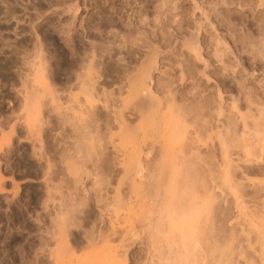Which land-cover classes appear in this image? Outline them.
<instances>
[{
    "label": "rangeland",
    "instance_id": "374dc122",
    "mask_svg": "<svg viewBox=\"0 0 264 264\" xmlns=\"http://www.w3.org/2000/svg\"><path fill=\"white\" fill-rule=\"evenodd\" d=\"M49 1L50 3H47ZM94 3H97L104 9L106 14L113 9L115 10L121 7L122 17L120 20L129 22L132 28L139 31L141 36L145 38L144 40L147 46L136 47L135 55H133V63L128 64L129 72L126 76H120L118 81L112 83L108 78L100 75V77L97 76L99 78L92 79L93 81L95 80L93 86L91 84L89 85L90 91L99 92L100 96H103L102 93H105L106 96L109 94L108 98L106 97L108 100L106 103L107 106L104 104V107L102 104L103 100L101 101V99L103 97L100 98L99 101H94L93 103L101 108V105H103L102 109L107 116V119H105L108 124L106 125L105 123L106 126L103 124V127L101 126L102 128L99 129L104 136L102 141L106 142V152L108 151L107 153L112 156L107 154L109 161L110 158H116H113V160L115 159L113 164L110 162L112 169V172L110 171L111 174L107 176L104 175L102 179V189L99 193L104 200V204L100 203V206L93 205L95 202L92 197L96 194V180L98 176L92 171V163L95 160L94 156L87 162V166L85 167L87 174L83 175L82 182L78 184V190L80 192L82 189L87 190L92 200L90 202L93 203L91 205L93 207L96 206L94 207L95 209L93 208L95 212L101 209V211H99L103 219V225L102 223L101 225L103 227L105 226V229L106 227H112V231L116 228L115 230H117V232L111 234L113 232L111 230L109 231L107 228V232L110 233L107 236L106 232L105 235L107 238L106 236L104 237L106 239L102 238L101 241H97V239L95 244L94 241H89L90 239L86 238L88 241L86 239L85 241L82 240L81 244L78 246L72 245L71 242L70 246H72V249H68L67 251V248L70 247V241L65 240L68 242L66 243L64 240H60L59 242L56 238L55 240L51 237V232L54 231L53 233L55 234L56 228L53 227V229L50 226V222L52 221L50 217L56 215L60 206V197L69 192L68 189H64L65 187H63V183H61L58 177L47 182L44 180V176V178L39 176L38 179L33 175L12 174L10 171L6 170V163H4L5 148L8 143L11 144L12 142L8 141L6 143L4 136L9 135L10 125L17 124V130L22 129L20 128V124L25 125L24 119L22 118L25 111L21 109L20 101L27 90L37 89L39 94H41V102L43 104L47 103V105H45L46 107L55 105L57 102L56 97H58V102L62 103L63 111L68 107L66 112L70 114L74 109L76 110L77 106L78 108L81 107V110L87 106L84 100L85 95L80 93L78 88L79 80L76 78V73H79L81 70L77 64L78 57L71 55L69 47L64 44L63 37L56 30H58L60 26H70L73 28L75 34L79 33L81 36L80 31L82 28L80 24L83 20L86 22L92 20L97 21L95 15L97 6H95ZM39 4H42V6ZM74 5L77 7L75 19L72 18L71 10L68 9L70 7H74L75 9L76 7ZM6 10H11L8 18H4V12ZM0 11V44L3 45H0V47H2L4 51V54H0V58L9 61L12 58L16 59V57H19V60L23 61V64L17 71H15V68L9 71L11 75L19 73L15 82L12 80H4L3 82L2 80L1 83L0 81V184L3 183L2 187L0 185V207L5 210L4 212H7V209H5V201L14 197L15 194L13 195V193H16V195L20 192L26 194L30 185H38L40 190L42 189L41 192L45 198L47 190L54 192L51 190L52 186L58 184L62 185L60 189L61 193L56 191L54 193L55 199L52 202L47 201V205H43L42 203L38 204L39 207L37 206L35 209L32 208L31 205L28 207L31 212L29 222L33 223L36 212H39L38 215L40 214L39 216H41L42 222L39 223L40 231L38 229V232H41L43 237L48 240L47 245L44 246L45 254L48 249L53 250L55 248L56 250V248L58 249L62 244H67L61 247L62 249L59 248L62 251V253L59 251L62 254L59 255L61 257H58V259H61V261H59L60 263L58 262L59 264H171L178 259L177 258L175 261L174 256L179 257L180 255L181 257V252L183 251H181V248L184 246H182L181 240L178 238L179 234L177 235L176 233L175 235H177V237L173 238L175 242H177V245L181 244L182 247L180 246L181 248L178 249L181 254L177 253V245H175L173 239L172 241L174 243L171 247L166 243L162 244L165 240L163 242L161 240L162 243H160L162 246L160 244L158 247L159 239L158 242H154L158 236L154 240L151 239L153 236L147 237V235L153 234L151 231L152 229L149 230L145 225L148 229L147 232L138 228L139 226L134 225L137 223V213L140 211L137 205L141 204H137V201L142 202V200L139 201V195L137 197L134 196V189L133 192H131L132 194L130 193V187L131 184H133L132 186L135 187L136 192L144 191L143 189H145L144 187L147 181L145 164L153 163V159L156 158L154 152L157 151L158 144H155L151 153L147 155L144 154L145 151L142 152V150L139 149L143 146L144 150V145H141V143L138 144L141 145V147L138 146L139 148L137 147L136 151L139 149L141 153H136L135 150H132V152L134 151V159H136L135 155L138 156L139 154V158L133 162L136 163L139 161L138 163L141 169H136L135 172L132 170L127 174H124L121 166L122 157L125 155L120 151L115 153L116 150L113 148V146L116 148V145H118L119 134H121L120 131L122 130H120V128H123L122 124L125 125V122H129L130 124H126L134 128V125H137L139 122L138 112L136 114L131 109L122 110V107H118V105L120 103L119 101H122L126 95L128 78L138 73L140 62L154 51L156 63L154 68L150 71V77L147 80V86L150 90L159 97L164 94L161 89L156 90V85L160 78L159 80L170 82V88L172 91L176 92V95L184 93L187 101H189L191 97H195L196 100L206 102V106L202 109V112L204 118L208 120L205 125V132L210 133L211 139L206 142H197L194 138V134L190 135L186 132L184 134L185 136L183 135V140H180L181 142L179 144L184 143L181 145L186 146V142L189 143V147L193 150L196 149L200 151L201 156H204L209 151L208 149L212 147H207L206 143L208 145H213V152L215 155L213 163L215 162L214 164L217 165V169H214V175H216L215 177L217 178L213 179L215 183H211L212 187H214H211V189L214 190L213 193L215 192L216 194L214 195L217 196L214 198L213 203L215 204V201L216 204L218 203L217 206L216 204L214 205L213 209L216 211L217 208H221L218 210H224L223 212L224 214L226 213L228 218L223 212H219L224 215V217L218 218V222L215 223V226L220 225L221 228L219 229L217 226L216 229L221 231V229L224 230V228H227V230L222 231L225 234L219 232L221 238L216 236L219 233L218 230L215 229H213V231H217L218 233H215V237H211L214 235V232L210 233L211 238L209 234H206L204 237H209L206 238L207 242L203 240V237L201 243L205 242L209 245V239H211L209 240L210 242H216L213 244L211 243L210 246L213 247L214 245L211 252L210 250L212 247H210L211 249L209 248L208 253L205 252L208 251V249L201 251V256L207 253V255L204 254L206 257L204 260L206 259L205 262L207 261V264H220L222 259L224 262L227 258L229 259V264H264V187L259 191V196L255 200L251 199V194L247 196L242 195L243 197H239L236 200L229 190L228 184H225V181L223 184H220L222 183L221 179L224 177L222 172L226 169H231L236 178L231 175L229 177L230 179L228 178L230 181L229 183L232 181L236 182L235 179H237V182L238 180H240V182H245L242 184H246L245 190L248 191H251L253 187L263 186L262 183L256 182V179L261 176L256 175L254 172H247L248 170H257L259 168L264 170V147L260 149L258 145L261 135L264 140V0H0ZM113 17L117 18V15L113 14ZM44 28L48 29L50 32L48 33L49 35L51 34L52 40L45 39L41 32V29ZM109 34L115 36L116 43L122 40V33L116 28H110ZM88 39H86L88 43L100 42L99 40ZM20 40L27 42V44L19 47V53L9 52L10 50H15V43ZM52 41L65 49L69 60L73 63L76 62L77 68L70 82L61 83L60 80L56 81L47 76L48 78L43 83H46V86H43L41 83L38 84L32 79L34 68L36 67L33 63L39 61L42 62V65L46 66L54 59L55 44H53ZM3 43H8V45H4ZM36 48H39L37 53H35ZM35 55L39 57L35 58ZM117 57L120 65L124 66L127 64L125 59H121L123 58V54H119ZM43 72L48 75L46 70ZM93 77H95V75ZM157 88H159V85ZM51 96H55V102H50ZM74 98H77V101ZM45 106L43 108L41 107V109L45 110ZM79 110L80 108L78 111ZM81 110L79 112H82ZM118 110H122V112L120 111L121 115L118 114ZM77 113L78 112L75 111V114ZM118 116L122 117L119 118ZM122 119L125 120V122ZM200 120L201 123H204L202 122V118ZM91 123V134L96 137L97 133L94 132L96 129L94 126L95 124L94 122ZM256 125H258L257 128H259L260 134H256L253 130ZM69 128L71 129V126ZM128 128H130V126H128ZM25 129L23 128L21 130V135L19 134L16 136V133L13 132L12 135L7 136L9 137L8 139H13L14 149H18L19 147L21 149H30L31 143L29 142L31 140L25 137L27 136V129ZM188 129L190 130V128ZM131 131H134V129ZM53 132L58 136L56 130ZM138 132L140 133V131ZM190 137H192V139H190ZM227 137H235L236 139L242 138L252 145L254 149H252V155L247 156L249 160H245L242 149L230 146L232 142L230 139H227ZM23 141L27 142L25 143ZM219 141H221L222 144H220L221 142L219 143ZM34 145L37 146L38 144L35 142ZM205 150L208 151L206 152ZM129 152L132 154L131 151ZM254 153L257 154L256 157L253 156ZM78 160H82L80 155L77 156V161ZM222 161L223 163L226 161V163L222 164ZM138 163H136V165ZM200 172L201 175L204 172V175H202L206 176V178H203L204 180L209 179V177L207 178V174L205 175V171L202 170ZM248 178H252L253 180L251 181ZM207 182L210 183V179L207 180ZM213 184H215V186H213ZM209 186L211 185L209 184ZM117 190L119 192V197H121L119 198L120 202L122 200L129 202L128 204L123 202L124 205H122L121 202L122 208L126 205L124 207L125 209L119 208L116 213V210L113 211L115 207V202L113 204V197L118 193ZM137 194L135 193V195ZM129 195L130 198L128 199ZM140 196L142 197V192ZM117 197L115 196L114 198L117 199ZM139 206L141 208V205ZM32 210L34 211L32 212ZM114 212L116 214H114ZM216 213L218 214L217 211L215 214ZM151 214L149 213L150 219L148 218L146 221L151 220L154 222V220H152L154 216L152 217ZM133 215L137 216V218ZM218 215L216 216H222ZM257 215L259 219L261 217L263 224L257 219ZM219 219L224 221L221 220V223ZM132 222L134 223L133 226H135L133 230L137 231V233L134 231L136 233L134 236L129 235L132 233L134 234L133 231L130 233L132 230L130 228L132 225L130 224ZM149 224L152 225L150 221ZM139 225L140 227L144 226L141 222ZM85 228L86 227H84V229ZM228 228H231V231L228 230ZM82 230L83 229L80 231ZM96 230L98 231V228ZM96 230L95 232H97ZM85 231L88 232L89 230L86 228ZM228 231L231 232L232 237L227 234ZM33 232H30L31 235L27 233V237H31V239L26 238V240L30 241L33 236H36V233L32 234ZM172 233L171 234L175 236V232L172 231ZM22 234L27 235L25 230ZM96 234L97 233L93 232L94 236H96ZM221 234H223V237H226V235L231 237V247L228 249V252L231 251V254L228 253V257L226 254L225 256L227 258L222 255L224 253L223 244H225L222 240L225 238H223ZM70 236L71 235L65 239L71 238ZM164 236L160 239H165L168 235ZM84 238L85 237H83V239ZM168 238H170L171 241L172 236H168ZM147 239H150V244L153 243L154 248L149 246L150 244H148L149 241L147 242ZM56 242H58L57 244L62 243L61 245L59 244L60 246L57 245L56 247ZM91 242L93 244H91ZM206 244H203L201 247L203 248L205 246V248H207L208 246H206ZM156 245L157 248L155 247ZM166 246H168L169 249ZM225 251H227V249H225ZM220 252L222 254H220ZM210 253L211 255H209ZM164 258L168 260L166 259L167 261L165 262ZM50 263L52 264L53 261ZM181 264L184 263L181 262Z\"/></svg>",
    "mask_w": 264,
    "mask_h": 264
},
{
    "label": "bare ground",
    "instance_id": "6f19581e",
    "mask_svg": "<svg viewBox=\"0 0 264 264\" xmlns=\"http://www.w3.org/2000/svg\"><path fill=\"white\" fill-rule=\"evenodd\" d=\"M47 3H50V1ZM39 5L42 6V4ZM94 5L97 6L95 11L97 21L92 20L86 22L83 20L80 24L82 28L80 31L81 36L79 35V33L75 34L73 28L70 26H60V28L58 29L57 27L58 30H56L63 37V42L66 46L69 47L71 55H75L78 57L77 64L79 66V69H81L79 73H76V62L73 63L72 61H70L65 49L56 45L53 41L52 43L55 44V50L53 54L54 59L46 66L42 65V62L39 61L33 63V65L36 67L34 68V75L32 79L34 82L38 84L41 83L43 86H46V83H43L48 77L56 81L60 80L61 83H67L72 80L73 74L76 73V78L79 80L78 88L80 93L85 95L84 100L87 106H85V108H82V110L81 107H79L82 112H79L80 110L78 111V106L76 110L73 108L74 110L72 111L71 115L70 113L66 112V109H68V107H66L63 111L62 103L58 102V97H56L57 102L55 103V105H49L48 107H46L45 105H47V103L43 104L41 102V94H39L37 89L27 90L23 94L22 100L20 101L21 109L25 111L24 115L22 114L24 116H22V118L24 119L23 121L25 125L20 124V128L27 129H25L27 131V136L25 137L31 140L29 142L31 143V147L29 146L30 149H21L20 147L18 149H14L15 146L13 144V139H8L9 137L7 136L12 135L13 132L16 133V136L20 134L22 129L19 128L20 130H17V124L10 125L9 135L4 136V140L6 139V143L8 141L12 142L11 144L8 143L9 146L5 144L7 145V147L5 148L6 152L4 162L6 163V170L10 171V173L12 174L33 175L36 178H38L39 176H44V180L47 182L52 181L53 179L58 177L61 183H63V187H65L64 189H68L69 192L61 195L60 197V206L59 210L56 212V215L50 217V219L52 220H50V226L52 228H56V233L54 234V231H52L51 237H53L54 239L56 238L57 241L59 240V242L60 240H64V242L68 243L67 241H65L68 240L70 241L69 246L71 245V242L72 245L78 246L79 244H81V241H85L86 238L90 239L89 241H94V243L97 239V241H101L102 238H104L106 235L108 236V234L110 233H108L107 231H112L113 229L112 227H106L105 229V226H102L103 219L101 212H99L101 211V209H99V211L97 210L98 212H95L94 210V207H96L97 205L100 206V203L104 204V200L99 193L102 189V179L104 175L107 176L108 174H111L112 169L110 162H112L113 164L115 160H113V158H116H110L109 161V157L107 156L108 151L106 152V142L102 141L104 136L99 129L102 128V125H105L106 123L107 116L104 114L102 108L104 104L107 106L106 103L108 101L107 98L109 94H107L106 96L105 93L103 94L101 92L103 96H100L99 92L90 91L89 85L91 84L93 86L95 80L93 81L92 79L99 78L100 75L108 78L112 83L118 81L120 76H126L129 72L128 64L133 63V55H135L136 47L147 46V43L144 40L145 38L141 36V33L139 31H136L134 28H132L129 22L120 20L122 17L121 7L115 10L113 9L108 14H106L104 12V9H102L97 3H94ZM71 8L72 7L68 9L71 10L70 12L72 18L75 19L77 7L75 9L74 7L72 9ZM10 12L11 10H6L4 12V18H8ZM113 14L117 15V18H114ZM112 27L118 29L122 33V40L118 43H116V40L114 38L115 36L113 34H109V29ZM41 32L46 40H52V36H50L51 34L49 35L50 32L48 31V29H41ZM86 39H95L99 40L100 42L88 43ZM3 44L8 45V43ZM26 44L27 42L20 40L15 43L16 51L10 50L9 52L19 53V47ZM190 48L193 49L192 47ZM38 51L39 48H36L35 53H37ZM0 54H4L2 47H0ZM119 54H123V58L121 59H125L127 63L124 66L118 63L119 59L117 56ZM38 55H35V58H38ZM155 63V52L153 51L152 54L148 55L147 58L143 59L140 62L138 73L128 78L126 95L122 99V101H119L120 103L118 105V107H122V110L131 109L132 111H134V113L137 114L138 112L139 114V122L137 123V125H134V128L129 125V122H125V120L122 119L125 122V125L122 124L123 128H120V130H122L120 131L121 134H119V141L117 143L118 145H116V148L113 146V148L116 150L115 153L120 151L125 155H123L125 158L122 157L123 159L121 160V166L124 174L130 173V171L132 170H134L135 172L136 169H141V166L138 163L139 161L136 162L138 163L137 165L135 162H133L137 160V158H139V154L138 156L135 155L136 159H134V151L132 152V150L136 151V148L138 146L141 147V145H144V150L143 146L141 148H138L142 150V152L145 151L144 154L147 155L151 153L152 149L155 147V144H158L157 151L154 152L156 156V158H154L155 160L153 159V163L145 164L148 176L146 174L147 181L144 187L145 189H143L144 191L136 192L135 187L132 186L133 184H131L132 188L130 187V193L133 192L134 189V196L137 197L139 195V201L142 200V202L137 201V204L141 203L137 205V208L140 211H138V215L136 214L138 216L137 223L134 224L136 222L135 219V222L133 221L134 223L132 222L130 224L132 225V227H130L132 229L130 233H132V231H135L133 230V227H135L133 226V224L139 226L138 228H141L145 231L148 230V227L149 230L152 229L151 231L153 232V234L150 231L151 235H147V237L153 236V238L151 239L154 240L158 236L159 238L157 237V241L154 240V242H158L159 239V244L157 243L158 247L164 240L166 242L164 241L162 244L166 243L171 247L175 242L174 238H176L179 234L178 238L181 240L182 246L184 247H182L181 244L177 245V242H175V245L179 246H176L177 253L180 252L178 250L179 248L182 247L181 251L183 250L181 252L182 254L179 253L181 254V257L179 254H177L179 255V257L174 256L175 261L178 258L177 261L180 264L181 262L184 264H207V261L205 262L206 259L204 260V258H206L205 255H207V253L209 252V248L212 247L210 246L211 243L213 244L216 241L210 242L209 240L211 239H209V245H207L204 241V243H201L202 238L206 236V234H209L210 237V233L212 232H214V235L211 234V237H215V233H224L222 231L227 230V228H224V225V227H222L224 228V230L221 229V231H219V229L221 228L220 225V227L217 225L219 229H216L217 226H215V223L218 222V218L224 217L226 213L224 214L223 208V211L218 210L221 208H217L216 211L219 215H222L220 214L222 212L224 214L220 217L217 213L215 214L216 211L215 209H213L214 205L216 204V201L215 204L213 203V201L214 198L217 197L216 195H214L216 193H213L214 190L211 189V183H215L213 179L217 178L215 177L216 175H214V169H217V165L214 164L215 162L213 163L215 157L213 152V145H208L206 143L207 147H212L208 149L209 151L205 150L206 152H208L205 155L203 154L204 156H201L200 151L196 149L193 150L191 147H189V143L186 142V146L181 145L184 143L179 144L181 142L180 140H183V135L186 132L190 135L194 134V138L197 142H206L207 140L211 139L210 133L205 132V125L207 124L208 120L204 118L202 112V109L206 106V102L202 100H196L195 97H191V99L187 101L186 95L184 93L176 95V92L172 91L170 88V82L159 80L160 78L158 79V84L156 85L157 87L159 85V88L156 87V90L161 89L164 94L161 97L157 96L147 86V80L150 77V71L154 68ZM22 64L23 61H20L19 57H16V59L12 58L9 61H5L3 58H0L1 83L2 80L3 82L4 80H12L13 82H15L17 80V75L19 76V73L11 75L9 71L12 68H15V71H17V69H19ZM45 70L48 72V75L43 72ZM94 75L95 77H93ZM100 98H102L101 101L103 100V103L100 101L103 104L101 105L102 108L98 105H94L93 103L94 101H99ZM54 99L55 96H51L50 102H55ZM74 99L77 101V98ZM44 106L45 110L41 109V107L43 108ZM122 110H118L119 113H117L121 115ZM75 111L78 113L75 114ZM118 117L121 118L122 116ZM201 118L203 120L202 122L204 123H201ZM91 122H94L95 124L94 126L96 127V129L94 132L97 133L96 137H94L95 135L92 136L91 134ZM107 124L108 123H106V125ZM70 126L71 129L69 128ZM128 126H130V128H128ZM257 126L258 125H256L253 130L256 132V134H260L259 128H257ZM188 128H190V130ZM69 129L73 133H71ZM132 129H134V131H131ZM54 130L57 131L58 136L54 134ZM138 131H140V133ZM29 136L32 138H30ZM190 139H192V137H190ZM227 139L231 140V147L235 146L239 149H242L245 155V160H249L247 156L252 155V149H254L250 143L246 142L242 138L236 139L235 137H227ZM259 141L260 142L258 145L260 146V149H262L264 147V140L262 135ZM23 142L26 143L27 141ZM35 142L38 144L37 146L34 145ZM220 142L221 141H219V143ZM140 143L141 145H138ZM220 144H222V142ZM139 149L138 151H136V153H141L139 152ZM129 151H131L132 154ZM79 155L82 157V160L77 161V156ZM92 156H94L95 159L92 163V171H94L95 175L97 174L99 176H97L96 180V194L94 195V197H92L95 204L90 202L92 200L86 189H82L81 192L78 190V184L82 182L83 175L87 174V172L85 171L87 162L92 159ZM253 156L256 157L257 154L254 153ZM224 162L226 163V161ZM225 163H223L222 161V164ZM199 170H203L206 172L205 175L207 174V178L209 177L210 183L207 182V180L209 179H205L206 181L203 179L204 177L206 178V176H202L204 175V172L201 175V172ZM253 172L256 175L261 176L260 178L256 179V182L262 183L263 186L255 188L253 187L254 189L252 188L251 191H248L245 190L246 184H242L245 182H240V180H238L237 182V179H235L236 182L232 181L231 183H229V177L231 175L236 178L231 169H226L222 172V175L224 177L223 179H221L222 183L220 184H223L225 181V184H228V188L232 192L236 200L239 197H243L242 195L247 196L250 194L251 199L255 200L259 196V191L264 187V170L259 168L257 170H248L247 173ZM248 179L251 181L253 180L252 178ZM2 184H0L1 187ZM209 184L211 186H209ZM213 186H215V184H213ZM61 188V184L52 186L51 190H53L54 192L47 190L46 194L44 193L46 195L45 198L43 196V193L41 192L42 189L40 190L38 185H30V187L28 188L29 190L26 191V194L20 192L16 195V193H13V195L15 194V196L12 198L9 197L10 199H7L5 201V209H7V212H4L5 210L0 207V264H51V261L57 264L59 261H61L60 258L58 259V257H61L59 255H62V251L60 249H62L61 247H64V245L67 244H62V246L58 247V249L56 248V250L55 248L53 250L48 249L47 253L45 254L44 246L47 245L48 240L43 237L41 232H38V229L40 227L39 223L42 222L41 216H39L40 214L38 215L39 212H36L35 217L33 218V223L29 222L31 212L28 208L31 205L32 208L35 209V207L37 208L38 204L42 203L43 205H47V201L52 202L55 199L54 193L56 191L61 193ZM141 192L142 197L140 196ZM135 193L138 194L135 195ZM115 196H118L117 199L114 198ZM114 197L113 204L115 202V207L113 211L116 210L115 212L117 213L119 208H122L121 206L124 205L123 202L128 204L129 201L125 202L122 200L121 205L119 199L121 197H119V192L116 193ZM129 198L130 195L128 196V199ZM91 204L96 206L93 207ZM139 205H141V208ZM125 206H123L122 209H125ZM33 211L34 210H32V212ZM115 212L114 214H116ZM149 213L153 214H151L152 217L154 216V219H152L154 220V222L149 220L152 225L149 224V221H146L148 220V218L150 219ZM216 215H218L219 217H217ZM137 216L134 217L137 218ZM257 217L260 223H262L261 217L260 219L258 215ZM221 220L219 219V222H221ZM140 222L142 225H144H141L143 228L140 227ZM1 225L3 226L1 227ZM84 227H86L89 231H85L86 228L84 229ZM33 228L35 229V231ZM97 228L98 231L96 230ZM81 229L83 230L80 231ZM115 229L111 234L117 232V230ZM213 229L218 230V233L217 231H213ZM24 230L26 234L34 231L32 234L36 233L35 237L37 238L32 235L35 239L32 238V240L30 241L26 240V238L31 239V237H27L28 234L23 235L22 233ZM95 230L97 232H95ZM228 230L231 231V228H228ZM172 231L175 232L174 235L176 233L177 235L173 236ZM230 231H228L227 234L231 235ZM93 232L97 233L96 236H94L95 234L93 235ZM135 232L137 233V231ZM135 232L134 234L132 233L133 235H129L134 236L136 235ZM164 234L165 236H172L171 241L173 239L174 242L172 241L171 243L170 238H168L167 236L169 240L168 241ZM69 235H71V238L65 239L68 238ZM221 235L223 237V234ZM229 235H226V237ZM162 236H164L165 239H160ZM216 236H218V238H221L220 233ZM83 237L85 238L83 239ZM226 237L224 236L223 238L225 239L222 240V242H225V244H223V251L225 254L223 253V251V254L220 252V254H222L224 257H226V254L228 257V253L231 254V251L228 252V249H230L231 247L230 242H232V235L231 237ZM206 238L204 237L203 240H206L207 242ZM88 239L86 240L88 241ZM148 241V244H150V239H147V242ZM57 243L58 242H56V247L57 245L60 246L62 242L59 243L60 245ZM91 244L93 243L91 242ZM203 244H206V246L208 247L205 248L204 246L203 248L205 249H203L201 247ZM149 246H152L154 248L153 243ZM168 246L166 247L169 249ZM155 247L157 248V245ZM213 248L214 245L212 249L210 248V252L213 250ZM68 249H72V246L67 248V251ZM206 249H208V251H205ZM225 249H227V251H225ZM201 251L207 252L206 254L204 253L205 255L203 254L204 257L203 255L201 256ZM209 255H211V253ZM182 258L184 259V261ZM166 259L165 262L168 260ZM227 259L224 260V262L222 259L221 261L223 263L220 261V264H229V259L228 261ZM177 261H173L172 263H178Z\"/></svg>",
    "mask_w": 264,
    "mask_h": 264
},
{
    "label": "flooded vegetation",
    "instance_id": "af4514ba",
    "mask_svg": "<svg viewBox=\"0 0 264 264\" xmlns=\"http://www.w3.org/2000/svg\"><path fill=\"white\" fill-rule=\"evenodd\" d=\"M3 225H1V227H2Z\"/></svg>",
    "mask_w": 264,
    "mask_h": 264
}]
</instances>
